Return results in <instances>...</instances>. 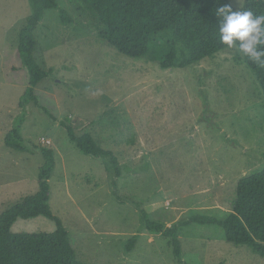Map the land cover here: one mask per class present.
<instances>
[{"label":"rangeland","instance_id":"rangeland-1","mask_svg":"<svg viewBox=\"0 0 264 264\" xmlns=\"http://www.w3.org/2000/svg\"><path fill=\"white\" fill-rule=\"evenodd\" d=\"M58 4L72 21L63 23L53 8L35 30V58L51 75L35 87L22 135L55 151L49 205L69 230L78 258L91 264H264L250 246L228 242L215 224L181 227L177 259L169 239L147 230L141 216L146 212L165 226L195 213L224 217L238 181L264 168V94L237 49L162 69L150 56L123 55L101 39L98 19L79 0ZM31 10L30 0H0V213L38 190L44 162L41 153L4 144L29 86L17 49ZM169 38L159 37L160 46ZM180 56L186 57L182 47ZM68 125L112 150L120 174L108 171L105 159L82 153ZM56 229L42 215L11 227ZM136 233L128 253L126 243Z\"/></svg>","mask_w":264,"mask_h":264},{"label":"trees","instance_id":"trees-1","mask_svg":"<svg viewBox=\"0 0 264 264\" xmlns=\"http://www.w3.org/2000/svg\"><path fill=\"white\" fill-rule=\"evenodd\" d=\"M31 14L18 34V53L23 67L29 75V86L21 100L22 112L15 117L11 129L4 137V144L11 149L32 154L41 153L44 159L38 173V190L23 197L0 213V264H91L77 256L70 232L62 220L54 215L49 205L50 179L56 168L55 151L50 146H37L22 135L26 120V106L36 100L35 87L51 75L35 58L37 40L35 30L44 18L45 11L58 9L63 23L72 21L58 0H30ZM85 10L99 21L98 35L119 53L132 57L150 56L162 69L185 67L197 64L205 58L229 49L219 39V18L215 9L217 0H79ZM221 3L229 0H220ZM244 9L264 15V0H245ZM233 10L236 8L233 6ZM170 38L160 46L159 37ZM160 46V47H159ZM180 46V47H179ZM186 52L181 58L180 48ZM238 60L253 72L264 94V67H258L238 49ZM68 137L85 155L107 161L108 171L120 174L115 153L104 148L89 132L77 134L66 126ZM113 187L116 184L112 183ZM114 190V188H113ZM114 194L118 196L114 190ZM39 215L54 220L57 229L52 232H13L17 219H29ZM145 227L151 232L161 233L169 239L177 259L182 257V242L179 230L183 226L215 224L224 230L225 239L234 244L250 246L264 257V168L243 176L237 184L236 198L230 213L224 217L192 214L188 219L165 226L150 221L146 212L141 215ZM140 233L131 236L125 246L131 252Z\"/></svg>","mask_w":264,"mask_h":264},{"label":"clouds","instance_id":"clouds-1","mask_svg":"<svg viewBox=\"0 0 264 264\" xmlns=\"http://www.w3.org/2000/svg\"><path fill=\"white\" fill-rule=\"evenodd\" d=\"M215 15L219 18V39L228 48L238 47L239 51L258 67H264V15L251 9H244L245 0L221 3Z\"/></svg>","mask_w":264,"mask_h":264}]
</instances>
